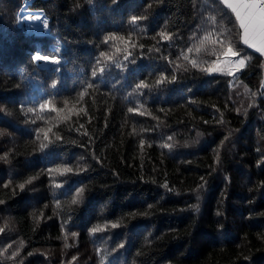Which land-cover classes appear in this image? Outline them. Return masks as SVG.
Instances as JSON below:
<instances>
[{"label":"trees","instance_id":"16d2710c","mask_svg":"<svg viewBox=\"0 0 264 264\" xmlns=\"http://www.w3.org/2000/svg\"><path fill=\"white\" fill-rule=\"evenodd\" d=\"M24 1L0 0V264H264V57L239 40L231 10L220 0H31L45 38L19 27ZM52 37L66 62L39 67L31 53L48 54ZM212 41L247 60L235 78L190 64L223 57ZM62 164L73 171L49 172Z\"/></svg>","mask_w":264,"mask_h":264},{"label":"snow or ice","instance_id":"6c2138e0","mask_svg":"<svg viewBox=\"0 0 264 264\" xmlns=\"http://www.w3.org/2000/svg\"><path fill=\"white\" fill-rule=\"evenodd\" d=\"M115 2H118V0H115ZM220 2L226 6L227 9H230L232 13L235 15V20L238 24V31L237 35L239 37V40L242 41L244 45H247L250 48L255 49L258 52L264 53V0H220ZM139 19L138 17H132L133 21H136ZM45 26L48 24V21H44ZM164 39H170V36L168 34H162ZM108 40H112L117 42L114 44L115 52L120 53L123 52L125 53L124 59L128 60L129 56L131 53L128 51V42L124 39L122 36H116L115 34L108 36ZM207 42V38L203 41L200 42V46L197 48V51L200 50V48H203ZM213 45L219 43V49L216 50L214 48V52L218 51L220 55L224 57V62L223 64L217 61L211 62V64L208 67H203L201 63H199L197 60L193 59L190 60V64L192 65L193 68H199V70L204 71L206 73H223L227 75H231L233 73V65H235L237 68H240L244 65L245 60L244 59H239V60H233V57H237L238 53L234 51L233 44L229 41H212ZM123 45L121 47L120 45ZM191 52L192 49H189ZM101 57H104L106 60H111L112 56L109 55L107 52H101L100 53ZM35 59H44L52 62H59V57H35ZM187 59V57H185ZM99 63V61L97 62ZM132 64H135L136 61L135 59L131 60ZM182 66V65H181ZM117 67H120L119 64H117ZM99 71L101 73L104 72V68H100ZM92 76H96L97 72L95 70L92 71L91 73ZM172 79H175V76L172 77ZM166 80V77L161 75L159 79L155 81L157 85L162 84ZM53 86H55V82H53ZM91 87V85H89ZM138 89L140 88H147L149 87L148 84L144 82H140L136 85ZM82 96L83 93H80ZM255 95V94H253ZM65 108L64 109H59L55 107V111L57 113V116L59 117L61 113H64L65 110H68V101H65ZM46 107H53L52 100L48 101L46 105L42 106V108ZM29 112L33 111L32 108L28 109ZM129 112H132L133 109L129 108ZM40 117H38L39 119ZM51 132V128H41L39 130V133L37 134L38 136L40 134H43L44 140H48L49 138V133ZM3 134V131L0 130V135ZM199 136L200 133H197ZM56 139H59V136L56 137ZM144 141H141V146H143ZM48 145L45 143L40 144V149L43 151ZM162 147L165 148H171V144H164ZM217 162L219 161V155L216 157ZM73 169L69 167L66 164H62L57 166L56 168L49 169V172H55L59 175H66L68 173H71ZM32 179L30 178L26 183H31ZM24 184H20L19 187L21 189L24 188ZM57 188L62 187L61 184H55L54 185ZM164 187H167L165 184ZM199 198V197H198ZM83 199V189L78 190L77 192V197L73 198L70 203L69 207L71 205H76L80 203ZM57 207H59V204H57ZM35 217V214H33ZM111 227L115 229L118 227L117 223H112ZM99 228H92L90 229V232H97L99 231ZM71 235L75 237L77 234L75 232H72ZM67 239V237H65ZM68 245L65 244V247Z\"/></svg>","mask_w":264,"mask_h":264},{"label":"rangeland","instance_id":"374dc122","mask_svg":"<svg viewBox=\"0 0 264 264\" xmlns=\"http://www.w3.org/2000/svg\"><path fill=\"white\" fill-rule=\"evenodd\" d=\"M26 9H23L21 12H24V16H25V19H26V21H28L27 20V16L30 14L31 15V13H29V14H27L26 13V11H25ZM35 15V14H34ZM36 20V21H35ZM33 21L35 22V23H39V19H33ZM39 27L38 26H36L35 27V31L36 32H39ZM42 35V37H45L46 38V34H41ZM35 36H40V35H35ZM47 46L46 47H48L47 48V51L49 52L48 54H44V53H42L43 55H46V56H52V55H55V56H57L60 52H59V50L57 49V48H55V47H53V50H52V52L49 50V48H51V46H49L48 44H46ZM38 49V48H37ZM39 51H40V49H39ZM233 60H239V59H244L245 60V63H244V65L242 66V67H240V68H237L235 65H233V73L231 74V75H228V76H230L232 79L233 78H235L244 68H245V66H246V63H247V60L245 59V58H243V57H233L232 58ZM50 61H46V63H49ZM219 62H221L222 64H223V62H224V57H222L220 60H219ZM40 63V62H39ZM55 64H57V62H55ZM40 66H41V64H40ZM44 67H46V66H44ZM50 67V66H49ZM209 75H227V74H223V73H209Z\"/></svg>","mask_w":264,"mask_h":264},{"label":"built area","instance_id":"2783aa9c","mask_svg":"<svg viewBox=\"0 0 264 264\" xmlns=\"http://www.w3.org/2000/svg\"><path fill=\"white\" fill-rule=\"evenodd\" d=\"M30 2H31V0H27V1H25V4H29ZM19 25L21 27V23H19ZM28 33H30V32H28ZM49 46H51V50H53V47H55L60 52L57 56H55V57H59V62H57V64L61 65V64L65 63L66 59L63 57V54H62L65 51L64 45L57 38H54V42Z\"/></svg>","mask_w":264,"mask_h":264},{"label":"bare ground","instance_id":"6f19581e","mask_svg":"<svg viewBox=\"0 0 264 264\" xmlns=\"http://www.w3.org/2000/svg\"><path fill=\"white\" fill-rule=\"evenodd\" d=\"M27 14H29L30 12H26ZM35 14V15H34ZM33 19H41V15L40 14H38V13H33V12H31V15L29 14L28 16H27V20H28V22H34L33 21ZM36 21V20H35ZM35 23V22H34ZM40 29V28H39ZM37 57H41L40 55H38L37 54ZM39 60H42V61H46V60H44V59H39Z\"/></svg>","mask_w":264,"mask_h":264},{"label":"crops","instance_id":"0c3cea01","mask_svg":"<svg viewBox=\"0 0 264 264\" xmlns=\"http://www.w3.org/2000/svg\"><path fill=\"white\" fill-rule=\"evenodd\" d=\"M234 14V13H233ZM247 46V45H246ZM248 47V46H247ZM248 48H250V47H248ZM252 51H254V53H257V54H259V55H261L262 57H264V53H261V52H258V51H256L255 49H253V48H250ZM263 82H264V65H263Z\"/></svg>","mask_w":264,"mask_h":264}]
</instances>
